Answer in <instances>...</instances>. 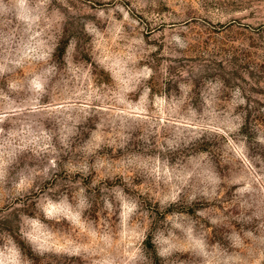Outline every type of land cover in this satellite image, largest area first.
Masks as SVG:
<instances>
[{
  "label": "rangeland",
  "instance_id": "374dc122",
  "mask_svg": "<svg viewBox=\"0 0 264 264\" xmlns=\"http://www.w3.org/2000/svg\"><path fill=\"white\" fill-rule=\"evenodd\" d=\"M0 264H264V0H0Z\"/></svg>",
  "mask_w": 264,
  "mask_h": 264
}]
</instances>
